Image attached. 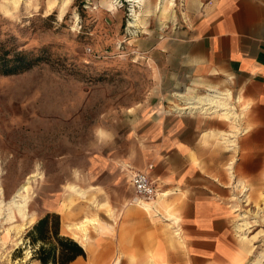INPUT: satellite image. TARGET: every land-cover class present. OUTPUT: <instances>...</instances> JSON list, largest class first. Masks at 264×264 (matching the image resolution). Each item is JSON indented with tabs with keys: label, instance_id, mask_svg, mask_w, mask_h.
<instances>
[{
	"label": "rangeland",
	"instance_id": "1",
	"mask_svg": "<svg viewBox=\"0 0 264 264\" xmlns=\"http://www.w3.org/2000/svg\"><path fill=\"white\" fill-rule=\"evenodd\" d=\"M157 1L139 7L137 0H0V264H41L27 233L48 213L59 214L61 235L86 251L71 264H154L155 241L166 257L171 246L183 247L182 225L178 237L162 208L160 216L141 206L124 214L135 193L123 156L136 157L143 142L139 116L190 115L203 121L204 146L232 149L234 137L225 141L222 134L241 128L250 108L232 82L195 75L166 53L157 52L154 62L156 37L175 35L207 0H175L165 19ZM20 52L37 60L5 73ZM209 84L232 90L235 124L220 114L175 110L183 104L178 93L205 94ZM33 173L26 226L18 212L7 219L6 202ZM263 190L248 196L250 212L235 219L236 235L252 249L248 264H264ZM86 216L97 221L87 226V241L69 228Z\"/></svg>",
	"mask_w": 264,
	"mask_h": 264
},
{
	"label": "crops",
	"instance_id": "2",
	"mask_svg": "<svg viewBox=\"0 0 264 264\" xmlns=\"http://www.w3.org/2000/svg\"><path fill=\"white\" fill-rule=\"evenodd\" d=\"M157 52L166 53L167 59L177 60L195 75L234 83L250 110L234 132L232 149L204 146L203 121L190 115L157 111L140 115L137 128L143 142L136 157L124 152L123 158L131 163L127 167L133 193L132 171L152 164L149 173L158 194L147 202L149 209L129 203L133 195L124 205V214L130 217L141 206L160 216L159 207L175 234L182 225L183 247L171 246L166 257L155 241L154 264H164L166 258L168 264H248L252 249L236 235L235 219L250 212L249 204H244L248 196L257 197L264 189V0H207L175 35L156 37L155 63ZM208 88L223 91L212 84ZM114 189L120 196V189ZM165 192L169 194L164 197Z\"/></svg>",
	"mask_w": 264,
	"mask_h": 264
},
{
	"label": "bare ground",
	"instance_id": "3",
	"mask_svg": "<svg viewBox=\"0 0 264 264\" xmlns=\"http://www.w3.org/2000/svg\"><path fill=\"white\" fill-rule=\"evenodd\" d=\"M134 1V0H133ZM136 1V0H135ZM137 4L139 7L144 4V0H137ZM176 5L175 0H158L156 5V10L159 12L160 18L167 17V14H169L170 10ZM136 17H139L136 15ZM139 21V19L137 20ZM141 21V20H140ZM137 23V22H136ZM133 24V23H132ZM136 25V24H135ZM140 26V25H139ZM211 88V87H210ZM214 88V87H213ZM193 90L189 88L185 93H178L177 97L180 99H183V104H174L176 111H182L190 110L192 112H197L200 114H220L223 115L226 119L232 120V122L235 124L238 120L239 114L235 111L234 106V97L233 93L230 90L227 91H218L214 89H207V93L201 94V95H193ZM244 107V106H242ZM248 105L244 109H248ZM245 112V111H244ZM225 132V131H224ZM232 132V131H230ZM234 132V131H233ZM223 139L225 141L233 142L232 137H234L233 133H224L222 134ZM228 143V142H226ZM37 174L33 173L30 176L27 177L26 181L16 190L12 198L6 202V205L8 206V217L7 219L13 220L15 218V213L18 212V214L26 219L25 225L27 226L28 223L32 219L29 218V210H28V202H29V193L32 189L33 181L36 180ZM72 187V186H71ZM74 190L81 194L83 193V189L76 188V186H73ZM0 190H2L0 188ZM73 190V191H74ZM3 193V192H2ZM169 193L165 192L164 197L167 196ZM134 200L138 205L146 206L147 209H149V201H145L143 199L133 198L129 203H135ZM152 201V200H150ZM2 201H0V204ZM169 212V211H168ZM170 213V212H169ZM88 215V214H87ZM90 216V215H89ZM169 216V215H168ZM23 219V220H24ZM96 219L93 217H87L84 218V220H81L79 224L69 225V228L75 227V229H80L83 231L85 237L84 240L87 241V226L91 223L94 224ZM97 222V221H96ZM172 226V225H171ZM23 228H25L23 226ZM178 237H181V233L178 231L175 234ZM246 235V234H245ZM22 243L21 238L18 239L17 244ZM120 260V259H119ZM118 262V260H117ZM116 262V263H117ZM120 262V261H119Z\"/></svg>",
	"mask_w": 264,
	"mask_h": 264
},
{
	"label": "trees",
	"instance_id": "4",
	"mask_svg": "<svg viewBox=\"0 0 264 264\" xmlns=\"http://www.w3.org/2000/svg\"><path fill=\"white\" fill-rule=\"evenodd\" d=\"M26 53L20 52L11 59L12 67L5 73H14L19 68L30 67L34 60L26 59ZM7 61H10L8 59ZM9 63V62H8ZM9 65L6 64V67ZM61 218L59 214L48 213L41 217L27 233L32 245H37L35 257L41 264H71L80 256H86L84 247L75 239L61 235Z\"/></svg>",
	"mask_w": 264,
	"mask_h": 264
},
{
	"label": "built area",
	"instance_id": "5",
	"mask_svg": "<svg viewBox=\"0 0 264 264\" xmlns=\"http://www.w3.org/2000/svg\"><path fill=\"white\" fill-rule=\"evenodd\" d=\"M152 167L153 165L150 164L147 169L132 171L131 180L135 191L134 199L136 197L145 201H150L157 196L158 189L156 181L152 179L149 173ZM134 202L136 203L135 200Z\"/></svg>",
	"mask_w": 264,
	"mask_h": 264
}]
</instances>
